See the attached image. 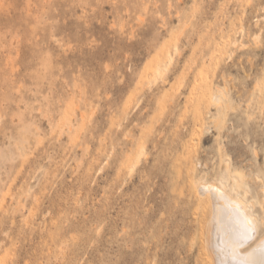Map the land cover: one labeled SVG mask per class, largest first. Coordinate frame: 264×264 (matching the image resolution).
Here are the masks:
<instances>
[{
    "label": "rangeland",
    "instance_id": "1",
    "mask_svg": "<svg viewBox=\"0 0 264 264\" xmlns=\"http://www.w3.org/2000/svg\"><path fill=\"white\" fill-rule=\"evenodd\" d=\"M220 180L264 220V0H0V264H212Z\"/></svg>",
    "mask_w": 264,
    "mask_h": 264
},
{
    "label": "bare ground",
    "instance_id": "2",
    "mask_svg": "<svg viewBox=\"0 0 264 264\" xmlns=\"http://www.w3.org/2000/svg\"><path fill=\"white\" fill-rule=\"evenodd\" d=\"M214 99L216 104H220L219 98L214 97ZM234 182L238 184V178L234 179ZM225 183L220 180V187L212 184L210 186L211 198L206 194L204 196L208 197L211 202L209 205L208 199L205 200L208 203L206 209L209 206L212 207V212L209 210L212 214L207 217L211 219V221L208 219L210 231L207 233L209 234L207 243L213 255L212 264H264V234L257 238L259 237L258 229L261 230L260 227L264 225V220L262 217L257 219V214L252 213V209L249 208L251 202L245 200L242 195L240 196L237 189L235 192L237 191L238 196L235 194L233 198L232 195L230 196L231 192L227 194ZM231 191L234 192L233 189ZM204 260L205 264H211V261Z\"/></svg>",
    "mask_w": 264,
    "mask_h": 264
}]
</instances>
